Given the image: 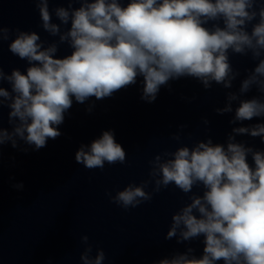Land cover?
I'll list each match as a JSON object with an SVG mask.
<instances>
[{"label":"clouds","instance_id":"clouds-1","mask_svg":"<svg viewBox=\"0 0 264 264\" xmlns=\"http://www.w3.org/2000/svg\"><path fill=\"white\" fill-rule=\"evenodd\" d=\"M33 2L39 27L57 39L0 23V49L8 41V50L27 63L25 71L14 68L10 74L0 64V156L8 143L24 152L46 147L49 139L62 135L59 126L74 102L110 98L140 78V98L147 103L155 102L161 87L171 90L170 82L181 78L197 80L206 91L221 86L228 91L224 107L215 112L233 114L229 124L239 125L224 143L209 137L183 144L187 125H180L171 135L179 146L148 161V179L106 195L125 211L170 185L187 196L164 235L185 250L153 264H264V149L237 140L258 137L264 144V122L244 123L264 120V0H66L67 7L52 9V0ZM64 45L71 52L58 57ZM232 56L250 59L253 67L242 73ZM253 90L256 95L248 97ZM4 107L10 130L2 126ZM94 107L89 104L86 111ZM126 158L113 130L81 144L75 153V161L88 170L123 165ZM193 241L203 245L199 256L190 246ZM81 242V264H104L103 249L93 256L89 237L83 235Z\"/></svg>","mask_w":264,"mask_h":264}]
</instances>
